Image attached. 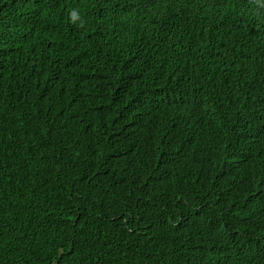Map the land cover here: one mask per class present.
<instances>
[{
    "label": "trees",
    "instance_id": "16d2710c",
    "mask_svg": "<svg viewBox=\"0 0 264 264\" xmlns=\"http://www.w3.org/2000/svg\"><path fill=\"white\" fill-rule=\"evenodd\" d=\"M0 264H264V7L0 0Z\"/></svg>",
    "mask_w": 264,
    "mask_h": 264
},
{
    "label": "clouds",
    "instance_id": "9594fccd",
    "mask_svg": "<svg viewBox=\"0 0 264 264\" xmlns=\"http://www.w3.org/2000/svg\"><path fill=\"white\" fill-rule=\"evenodd\" d=\"M254 3H256L259 7H264V3L261 2V0H253ZM80 17L78 15L77 10H72L70 13V20L75 23L77 20H79ZM79 27H83V22L79 24Z\"/></svg>",
    "mask_w": 264,
    "mask_h": 264
}]
</instances>
